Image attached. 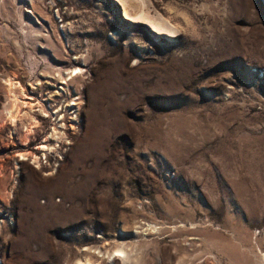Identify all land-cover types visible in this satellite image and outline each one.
I'll list each match as a JSON object with an SVG mask.
<instances>
[{
  "label": "rangeland",
  "instance_id": "374dc122",
  "mask_svg": "<svg viewBox=\"0 0 264 264\" xmlns=\"http://www.w3.org/2000/svg\"><path fill=\"white\" fill-rule=\"evenodd\" d=\"M0 264H264V0H0Z\"/></svg>",
  "mask_w": 264,
  "mask_h": 264
},
{
  "label": "bare ground",
  "instance_id": "6f19581e",
  "mask_svg": "<svg viewBox=\"0 0 264 264\" xmlns=\"http://www.w3.org/2000/svg\"><path fill=\"white\" fill-rule=\"evenodd\" d=\"M164 24V22H163ZM168 25V24H167ZM166 25V26H167ZM156 31L158 32H163V31H160L158 30L157 28H154ZM17 85V84H16ZM19 85V84H18ZM15 86V85H14ZM29 97V96H28ZM30 98H33L30 96ZM25 106L27 108H30V110L34 109L36 106H38L41 111V115L42 116H47V111L45 110L44 106L40 104V102L37 104V105H34L32 102H24ZM23 104V105H24ZM11 112V111H10ZM29 114V113H27ZM20 116V115H19ZM11 120L13 121V123L15 124L17 121H15L16 119V116L11 115ZM18 117V116H17ZM21 118V117H20ZM32 123L29 125V127L27 128V131H26V134H25V138L22 139V142L25 143V145H28L30 144L31 140H32V136L33 134L35 133V129L33 127H38L39 126V122L40 120H38L36 118V116H33L32 117ZM34 125V126H33ZM62 137L61 135V132L57 130L56 127L53 128V131L51 132V134L45 138L44 142H42L41 144H39L36 148H34L35 150H32L30 147H28L27 151L24 152V153H21V157H24V159H26L27 157L31 156L33 157V159L35 160L36 163L39 162L38 158H39V153L40 152H45V151H52V144L50 143L51 140H54V139H60ZM19 156V155H18ZM23 159V158H22ZM120 253L122 251H119ZM119 255V254H118Z\"/></svg>",
  "mask_w": 264,
  "mask_h": 264
}]
</instances>
